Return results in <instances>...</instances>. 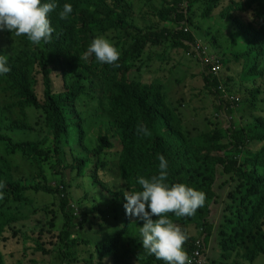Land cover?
<instances>
[{
  "label": "trees",
  "instance_id": "1",
  "mask_svg": "<svg viewBox=\"0 0 264 264\" xmlns=\"http://www.w3.org/2000/svg\"><path fill=\"white\" fill-rule=\"evenodd\" d=\"M55 1L58 7L49 14L51 26L55 29L51 43L37 46L26 36H21L19 50L8 53L0 48V55L7 56V66L11 69L9 73L0 75V92L6 101L0 102L1 115L3 118L12 117L6 127L11 133L2 130L0 124V151L4 150V154L0 153V182L5 184L2 189L5 205L12 202L31 204L26 193L33 190L38 194L59 196L58 208L54 210L45 205L28 216L29 214H16L0 207V241L7 229L13 230L15 235L22 233L24 242H28L34 235L54 233V239L60 244L58 252L62 257L61 264L78 263L77 259H69V255L76 252L75 228L84 226L86 214L82 216L76 211V204L69 197L70 187L63 180V173L69 167L81 171L88 163L87 160L73 157L68 148L69 129H74L79 136L84 133L83 120L77 114L78 105H81L95 109V129L97 122L99 124L96 133H99L100 145L88 157H95L104 148H112L110 138L116 137L122 146L118 158L120 177L126 182L128 191L142 190L137 182L139 177L150 179L159 174L158 157L163 155L168 162L167 183H184L206 194L204 206L193 217L177 218L173 213L168 214L189 237L185 243L188 245V255L196 250L197 238L190 236L191 227L197 228L200 234H205V243H209L208 239L216 233L207 214L210 201L216 200L215 186L220 174H234L240 187L232 194L231 204L225 210L230 215L219 232L221 241H218V245L221 250L229 251L233 245H238L237 241L244 242L246 246L243 259L249 262L264 255V116H256L235 129L231 125H216L208 131L193 134L183 125L177 109L170 104L167 92L162 91L164 86L160 79L145 81L135 76L131 82H127L125 78L132 63L141 58L148 44L172 50L185 48L190 38L187 14L197 0H161L156 16L161 22L173 24L174 27L156 31H139L134 28V23L129 21H132V13H128L130 0ZM46 2L49 0H42V3ZM255 3L254 12L258 25L237 22L247 43L246 48L238 55L247 58V66H255L249 71L252 79L264 76V71L256 69L257 59L264 55V0H256ZM64 4H71L73 12L67 19H60L59 12ZM217 6L218 0H208L205 4V16H210ZM239 6L242 10L250 8L249 4ZM110 31L127 32L122 41L114 45L118 47L119 42L123 45L119 67L101 64L94 56L88 60H79L97 33ZM188 46L185 49L190 53ZM52 51L55 55L51 67L47 58L54 54ZM153 53L147 49L146 56L149 60L156 59ZM36 66L41 73L35 72ZM52 69H58L66 80L64 90H53ZM35 73L42 75V99L36 92ZM119 73L122 77H117ZM202 76L204 86L212 94L218 110L227 109V112H232L229 105L239 103V96L228 95L219 86L218 76L209 66L202 68ZM260 92L261 88L257 87L247 94L252 100L250 107L255 106ZM79 96L87 99L79 100ZM228 96L232 99L227 98ZM30 107L42 110L46 135L39 141H16L12 138L13 134L32 131L27 117ZM139 125H144L150 135H138ZM14 154H20L41 169L50 163V174L58 179L61 187L54 188L38 184L33 179L15 176L8 158V155ZM122 195L124 197V194H119L116 198ZM39 212L43 213L42 225L26 228L25 232L16 226L22 223L21 227H25L24 222ZM56 221L61 224L59 236L54 232ZM126 224L129 226V218ZM96 233L102 235L93 236L95 240L105 243L107 239L101 247L97 246L98 255L112 259L113 264H119L118 245L123 234L109 233L103 229ZM32 243L36 247L35 252L48 254L49 250L40 238L32 240ZM89 244L91 241L88 238L85 245ZM133 244L136 245L135 253L139 264H165L143 251L140 237L128 239L124 247L125 256ZM91 263L93 264L92 261ZM0 264H4L1 254Z\"/></svg>",
  "mask_w": 264,
  "mask_h": 264
},
{
  "label": "rangeland",
  "instance_id": "2",
  "mask_svg": "<svg viewBox=\"0 0 264 264\" xmlns=\"http://www.w3.org/2000/svg\"><path fill=\"white\" fill-rule=\"evenodd\" d=\"M207 1H195L187 14L190 21L188 32V37L190 38L188 39V43L185 44V48L189 45L190 53L183 47L172 50L165 46H157L155 65L150 69L151 73L145 71L143 75L145 81H150L153 78L161 80L164 86L162 91L167 92L170 104L177 109L183 125L193 134L208 131L216 125L220 127L231 125L235 129L247 124L248 121L256 116H264V76L252 79L249 71L255 66H247V58L238 55V53L246 48L247 43L237 22L239 21L243 24L251 22L256 26L258 25L256 12H254L256 0H253L254 2L252 0H218V6L212 10L211 15L205 16V4ZM129 2L130 10L128 13H132V21H129L130 23H134L133 26L136 30L156 31L166 27L170 29L174 27L173 24L161 22L156 16V10L160 7L161 0H130ZM246 4H249L250 8L242 10L239 6H245ZM132 30L135 31L134 29ZM126 33V31L99 32L94 38L103 36L114 44L119 38L125 37ZM20 37H15L14 34L7 30L0 31V48L6 52L19 50L21 46L18 45ZM127 43H129V40ZM121 46L123 45L121 44ZM204 48L206 52H204ZM117 49L122 51L119 46ZM54 55L55 53L49 55L47 58L51 67L53 66L52 60ZM206 57H214V59L219 61V70L217 72L219 86L228 95L239 96V103L231 104L228 101L232 112H227V109L219 111L212 94H209L204 86L202 68L206 64ZM138 63L139 60L135 66ZM35 68L37 69L35 72L41 73L37 66ZM256 69L257 71H264V55L259 56L257 59ZM38 73H35V76L37 75L36 92L39 98L42 99V75ZM51 79L54 91L64 90L66 80L58 69H52ZM158 87L161 88V85H158ZM257 87L261 88V92L255 100V106L250 107L249 104L252 100L247 94ZM224 96L226 97L225 94ZM227 98L232 99L229 96ZM85 99L87 98L79 96V100ZM0 102H6L2 92H0ZM1 109L2 104H0V124L2 130L11 133V131L6 130V127L12 117L7 116L3 118ZM77 114L83 120L84 133L82 136H79L74 129H69L70 139L68 140V148H70L73 157L78 158V160H87L88 163L84 165L81 171L77 168H67L63 173V180L70 187L68 193L72 202L76 204V211L78 214H82V216L86 214V219L84 226L79 225L75 228L74 241L76 252L74 255H69V259H77L79 260L78 263L86 264L88 260L96 257V253H98L97 246L101 247L102 244L106 243L107 239H105V243L104 241L96 243V248H94L93 236L98 235L96 232L103 229L105 232L123 234L120 238L121 243L118 245L119 264H139L135 253V244L131 246L127 255H124V247L128 239L130 237H140L139 227L143 226V222L138 217H130L126 214L124 208L126 200L123 195L120 198H116L117 195L128 191L126 182L120 177L118 165L122 146L119 140L113 136L110 138L113 145L112 148H104L102 153L89 158L88 156L100 145L99 133H96L99 127L98 122L95 129L97 121L95 109L78 105ZM27 117L32 126V131L29 133L17 132L13 134L12 138L16 141L43 140L47 129L42 110L30 107L27 110ZM0 153L4 154V150L0 151ZM8 158L12 163V170L15 176L33 179L36 183L42 185L55 186L56 183L57 186L59 184L58 179L50 174V163L46 164L44 169H41L34 162L24 159L20 154L8 155ZM260 171L262 170L260 169ZM239 187L240 183L236 181L234 174L219 175L218 183L215 186L216 200L210 201L207 214L209 222L216 227V238L218 241H221L219 239V232L222 230L225 219L230 215L225 210L231 204L232 194ZM26 196L32 201L31 204L12 202L5 205L3 202L5 199L3 198L0 200V207L16 214H29L28 216L45 205L52 207L54 210L58 208L59 196L38 194L33 192V190L27 191ZM102 204L105 208L101 207ZM56 215L58 216L59 212ZM42 218L43 213L39 212L32 219L24 222L25 227H21L22 223L16 226L25 232L26 228L42 225ZM128 218L129 226L126 224ZM60 229L61 224L59 221H56L54 232L58 236ZM89 232L90 234H88ZM45 233L34 235L29 238L28 242H24V235L22 233L15 235L13 230L7 229L0 241V254L4 264H54V259L57 258H59L57 259V264H61L62 261L60 262V260H62V257L58 252L60 244L54 239V233ZM105 236L107 235L105 234ZM190 236L192 238L195 236L198 239L204 235L203 233L200 234L197 228L191 227ZM36 238H40L43 241L46 245L45 248L49 249L48 254L40 251L35 252L36 247L32 243V240ZM88 238L91 241L89 246L85 245ZM237 242L238 245H233L230 252L222 255L221 258V247L216 241L214 242L213 237L210 245L209 264H264V255L259 256L254 262L244 260L243 256L246 244L242 241ZM183 247L188 254V245L184 244ZM216 250L218 251L215 256ZM90 251H92V258L88 256ZM55 254L57 257H55ZM110 260L105 264H113V260Z\"/></svg>",
  "mask_w": 264,
  "mask_h": 264
},
{
  "label": "clouds",
  "instance_id": "3",
  "mask_svg": "<svg viewBox=\"0 0 264 264\" xmlns=\"http://www.w3.org/2000/svg\"><path fill=\"white\" fill-rule=\"evenodd\" d=\"M57 7L58 3L55 0H49L46 3H42V0H0V31L7 30L14 34L15 37L26 36L33 45L49 44L52 42L53 33L55 32V29L51 26L49 14L57 9ZM72 12V5L64 4L62 11L59 12V17L60 19H67ZM118 41H122V37ZM115 43L112 44L103 36H97L92 40L87 50L79 57V60H88L94 56L101 64L119 67L118 63L122 51H119L114 46ZM118 46L121 48L120 42ZM146 48L153 51V54H156L158 47L157 45L148 44ZM147 49L143 52L137 66L135 64L138 60L132 63L130 71L125 75L127 82H131L135 76L143 79L144 72H150V69L155 65L156 59L149 60L147 58ZM7 60V56L0 55V75H5L11 70L7 66ZM205 65L211 69L209 64L206 63ZM211 71L217 75V72L215 73L212 69ZM117 77H122V74L119 73ZM137 134L148 136L150 132L144 125H139L137 127ZM158 159V175H153L150 179L141 176L137 182L142 190L124 192L126 214L130 217H138L143 221V226L139 227V234L143 251L148 255L155 256L157 260H162L165 264H196L191 263L190 259L194 250L188 255L183 247L189 238L188 235L169 218L168 214L173 213L177 218L193 217L197 210L204 206L206 194L184 183H174L171 185L167 183L169 175L168 162L163 155H160ZM65 183L68 185L66 181ZM53 187L57 188L61 186L60 184L56 186L55 183ZM4 188L5 184L0 182V200L4 198L2 191ZM101 207L105 208L103 204ZM154 216L158 218L153 219ZM97 234L96 236L102 235L100 233ZM201 239L204 241L203 253L207 258L206 264H209L210 245L213 237L208 239L209 243H205L204 234L203 237L195 240V245ZM98 242L100 241L93 239L94 248ZM229 252L230 250L223 251L220 249L221 258L222 255H226ZM96 254L97 256L92 258V251H90L88 256L92 259L88 260L86 264H92L91 261L93 264H103V258L98 253ZM55 257H57L56 254ZM57 259H54V264L58 263Z\"/></svg>",
  "mask_w": 264,
  "mask_h": 264
},
{
  "label": "built area",
  "instance_id": "4",
  "mask_svg": "<svg viewBox=\"0 0 264 264\" xmlns=\"http://www.w3.org/2000/svg\"><path fill=\"white\" fill-rule=\"evenodd\" d=\"M204 52H206L205 48H204ZM205 61L207 64H209L211 66V69L216 73L219 70V61L214 59V57L209 58L206 57ZM203 249H204V241L198 240L196 242V250H194L192 257H190L191 259V263H196V264H206V257L203 253Z\"/></svg>",
  "mask_w": 264,
  "mask_h": 264
},
{
  "label": "crops",
  "instance_id": "5",
  "mask_svg": "<svg viewBox=\"0 0 264 264\" xmlns=\"http://www.w3.org/2000/svg\"><path fill=\"white\" fill-rule=\"evenodd\" d=\"M216 241V243L218 244V240H217V238H216V233L214 234V242ZM217 251L218 250H216V252H215V256H216V254H217ZM109 261H111L110 260V258H108V257H103V264H105L106 262H109Z\"/></svg>",
  "mask_w": 264,
  "mask_h": 264
}]
</instances>
